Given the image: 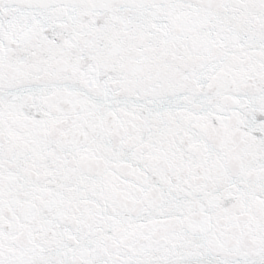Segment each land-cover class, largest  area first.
I'll return each instance as SVG.
<instances>
[{
  "label": "snow or ice",
  "instance_id": "obj_1",
  "mask_svg": "<svg viewBox=\"0 0 264 264\" xmlns=\"http://www.w3.org/2000/svg\"><path fill=\"white\" fill-rule=\"evenodd\" d=\"M0 264H264V0H0Z\"/></svg>",
  "mask_w": 264,
  "mask_h": 264
}]
</instances>
